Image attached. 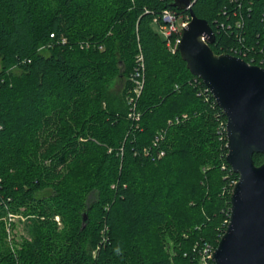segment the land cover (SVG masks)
Listing matches in <instances>:
<instances>
[{"label":"trees","instance_id":"trees-1","mask_svg":"<svg viewBox=\"0 0 264 264\" xmlns=\"http://www.w3.org/2000/svg\"><path fill=\"white\" fill-rule=\"evenodd\" d=\"M166 8L188 13L172 0H0V264H214L203 249L227 227L239 176L226 115L155 25ZM192 8L216 53L261 50L264 0Z\"/></svg>","mask_w":264,"mask_h":264},{"label":"water","instance_id":"water-1","mask_svg":"<svg viewBox=\"0 0 264 264\" xmlns=\"http://www.w3.org/2000/svg\"><path fill=\"white\" fill-rule=\"evenodd\" d=\"M192 0H172L188 10L179 53L226 115V160L238 174L230 195L229 222L212 252L214 264H264V66L231 53H216V33L192 8Z\"/></svg>","mask_w":264,"mask_h":264},{"label":"built area","instance_id":"built-area-1","mask_svg":"<svg viewBox=\"0 0 264 264\" xmlns=\"http://www.w3.org/2000/svg\"><path fill=\"white\" fill-rule=\"evenodd\" d=\"M194 1L195 0H192L191 5L194 3ZM186 11L188 13L184 14V13H179L178 10L166 8L161 13L159 19L155 18V20L161 21V33H162L163 37L165 38V42H166L168 49L172 52L179 50V46H180V43L182 40V30L188 24V22L190 20L189 11L188 10H186ZM220 24H221V27H225V28H229V29L232 28L230 24L226 25L224 22H222ZM235 24L237 27H240V26H242V21L240 19H238L235 21ZM237 36H239V40L243 39V37H241L240 34H237ZM252 48H254V47H252V46L251 47H245L244 45L238 44V45L231 47V52H232L231 54L245 58V57L251 56ZM137 62H138V67L136 68V71L134 72V74H132L131 78L134 82V87L132 90L136 93V95H139L141 92V89L143 87V84H144V74H143V72H144V58H143V55L141 53L137 56ZM252 62H257L258 65L264 66V57H262L259 61H255L253 56H251L249 63L253 64ZM208 90H209V88H208ZM128 100H129V103H131V105H132L129 115L134 116L133 114H134V111L136 110L135 109V103H134V96L130 95ZM184 116L186 117L185 114H184ZM224 128L226 131V122L224 124ZM10 217L13 218L14 216L12 214H10ZM57 219H59V217H57ZM213 251H214V248H212L211 245H209V244L205 245V247L203 249V260H206V258H211ZM95 252H96V250L94 251V254H95ZM205 262L206 261H204L203 263L206 264Z\"/></svg>","mask_w":264,"mask_h":264},{"label":"rangeland","instance_id":"rangeland-1","mask_svg":"<svg viewBox=\"0 0 264 264\" xmlns=\"http://www.w3.org/2000/svg\"><path fill=\"white\" fill-rule=\"evenodd\" d=\"M155 25L161 31V26L157 23ZM251 56H253L255 61H259L262 57H264V44L259 52H256V50L252 48ZM255 65H258V64L256 63ZM123 82L124 80L115 79L112 84L113 89L116 91H120L123 87ZM3 220L5 223L4 226L7 231V238L9 239V241L11 240L13 241L14 239L19 240L21 238V235L25 234V230L23 227V219L20 217V215H16L13 218L10 216H6L3 218ZM94 251L95 249L93 250V253Z\"/></svg>","mask_w":264,"mask_h":264},{"label":"bare ground","instance_id":"bare-ground-1","mask_svg":"<svg viewBox=\"0 0 264 264\" xmlns=\"http://www.w3.org/2000/svg\"><path fill=\"white\" fill-rule=\"evenodd\" d=\"M253 63V62H252Z\"/></svg>","mask_w":264,"mask_h":264}]
</instances>
